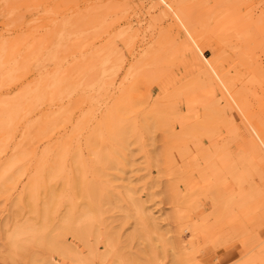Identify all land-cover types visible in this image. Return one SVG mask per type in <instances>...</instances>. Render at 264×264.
<instances>
[{"label":"rangeland","instance_id":"obj_1","mask_svg":"<svg viewBox=\"0 0 264 264\" xmlns=\"http://www.w3.org/2000/svg\"><path fill=\"white\" fill-rule=\"evenodd\" d=\"M3 168L0 264H264V0H0Z\"/></svg>","mask_w":264,"mask_h":264},{"label":"bare ground","instance_id":"obj_2","mask_svg":"<svg viewBox=\"0 0 264 264\" xmlns=\"http://www.w3.org/2000/svg\"><path fill=\"white\" fill-rule=\"evenodd\" d=\"M17 161V156H15V157H13L11 160H10V162L8 163V166L6 167V168H8V167H11V166H13L14 165V162H16ZM6 170V169H5ZM3 172H4V168L3 169H1V171H0V174H3ZM1 176V175H0ZM85 213H87V212H85ZM85 213H83V214H85ZM82 214V215H83ZM89 214V212L87 213V215ZM87 215H85V216H87ZM84 216V217H85ZM81 218V222H82V220H83V218L82 217H80ZM86 218V217H85ZM84 218V219H85ZM68 220H69V218H68ZM87 220L89 221V217L87 216ZM70 222H71V220H70ZM88 223V222H87ZM86 223V224H87ZM88 225V224H87ZM73 226V225H72ZM80 226H82V224L80 225ZM84 227H85V229H83L82 227H81V229H83V231H84V233H85V230H87L86 228L88 227V226H85V224L83 225ZM67 228V227H66ZM69 228V227H68ZM67 228V229H68ZM75 228V227H74ZM60 229V228H59ZM72 229V228H71ZM78 229V228H77ZM77 229L75 228V230L77 231ZM81 229H79L80 231H82ZM61 231L63 230L62 229V227H61V229H60ZM66 230V229H65ZM74 230V229H73ZM74 230V231H75ZM23 231V230H22ZM58 231V230H57ZM76 231L74 232V233H76ZM82 231V232H83ZM79 232V231H78ZM77 232V233H78ZM82 232H80V233H82ZM89 232V231H88ZM23 234V232H21L20 233V231H17V232H13V233H11L9 236H8V242H9V244H10V246H13L14 244H16V241L19 239V237L21 236ZM60 234V233H59ZM86 234V233H85ZM84 234V235H85ZM79 235V236H78ZM77 236L80 238L81 237V239H83V238H85V236H83V233L81 234V236H80V234H78ZM21 238V237H20ZM55 239V238H54ZM17 246V245H16ZM57 249V248H56ZM56 249L55 248H53V251H56ZM58 251H60V252H62L60 249L58 250ZM66 251V250H65ZM64 251V252H65ZM65 254H66V252H65ZM67 255H70L71 257H73V258H75L76 257V253H74V252H72V250L70 251V250H68L67 251Z\"/></svg>","mask_w":264,"mask_h":264}]
</instances>
